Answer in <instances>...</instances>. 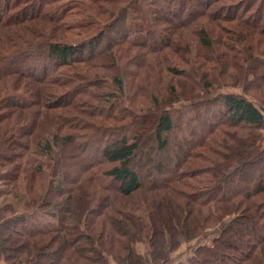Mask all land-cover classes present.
<instances>
[{
	"label": "trees",
	"instance_id": "16d2710c",
	"mask_svg": "<svg viewBox=\"0 0 264 264\" xmlns=\"http://www.w3.org/2000/svg\"><path fill=\"white\" fill-rule=\"evenodd\" d=\"M224 1L0 0L8 264H264V0Z\"/></svg>",
	"mask_w": 264,
	"mask_h": 264
},
{
	"label": "rangeland",
	"instance_id": "374dc122",
	"mask_svg": "<svg viewBox=\"0 0 264 264\" xmlns=\"http://www.w3.org/2000/svg\"><path fill=\"white\" fill-rule=\"evenodd\" d=\"M233 1H237V0H227V1H224V2H221V3L227 4V3H230V2H233ZM175 79L178 82H180V78H175ZM116 89H117L116 87H113L112 90H115L116 91ZM223 92H226V93H231V92L232 93H243V90L242 89H233L231 87H226L223 90ZM250 97H251V95H250ZM67 133H69V131H67ZM46 169L47 168L45 167L44 170H43L44 174H42V179L45 178L47 180V179H49L50 173H49V169H48V171ZM3 172H5V171H3ZM34 181L36 182L37 185L40 184V183H42L41 182L42 180L38 181V180L34 179ZM3 187H4V184L2 182H0V190L3 189ZM130 200H131V202H133V198L132 199H129V201ZM49 210H50L49 208H42L40 210L41 211V213H39V221H40V224H43L46 221H48L49 216L44 215V213L42 214V212H46V211H49ZM7 215L9 216L11 214L8 213ZM216 235H217L216 232H213L211 235H209L206 238L201 239L199 242L192 241V242H188V243H183L177 250H175L174 252L171 253V255H170L171 264H178L181 261H184L185 259L191 257V255H193L194 248H195V246L197 244H210L212 242L213 238L216 237ZM7 246L12 247L13 246V243L12 244H9ZM136 249H137V251L139 253L143 254L144 256H147V257L150 256V246H148L147 244H145V243H138L136 245ZM10 250H11V248H10ZM10 253L12 254V251H10ZM10 261H12V260H10ZM0 264H8L7 260L5 259V255L1 251H0ZM111 264H117V263L114 260H112V263Z\"/></svg>",
	"mask_w": 264,
	"mask_h": 264
}]
</instances>
